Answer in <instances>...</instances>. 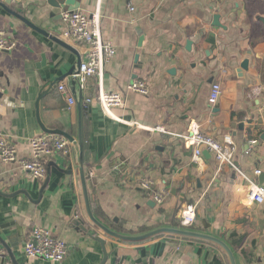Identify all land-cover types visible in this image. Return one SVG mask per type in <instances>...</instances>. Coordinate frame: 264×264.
<instances>
[{"label": "crops", "instance_id": "1", "mask_svg": "<svg viewBox=\"0 0 264 264\" xmlns=\"http://www.w3.org/2000/svg\"><path fill=\"white\" fill-rule=\"evenodd\" d=\"M49 1L13 0L9 8L66 42L63 12ZM76 1L88 14L99 10L103 40L116 49L102 86L126 101L125 109L109 115L96 100L99 78H88L83 89V104L93 100L86 116L82 108V124L96 219L116 232L142 235L182 229V207L197 204L190 230L226 243L237 264H264V205L249 200V182L260 184L264 175V25L258 20L264 0ZM0 30L16 41L12 52L0 51V130L18 157L31 158L30 140L44 127L77 139L79 112L68 76L77 55L1 7ZM66 43L84 59V46ZM246 59L248 70L238 73ZM135 80L147 82L148 95L126 91ZM213 84L222 87L214 106ZM194 125L218 140L231 137L236 168L220 165L206 151L194 160V149L177 137ZM73 158L49 161L43 180L18 162L0 160V249L8 264H231L220 246L201 239L161 234L133 243L107 236L87 216L77 146ZM143 179L168 192L163 204L141 189ZM35 227L67 243L61 263L26 256Z\"/></svg>", "mask_w": 264, "mask_h": 264}, {"label": "built area", "instance_id": "2", "mask_svg": "<svg viewBox=\"0 0 264 264\" xmlns=\"http://www.w3.org/2000/svg\"><path fill=\"white\" fill-rule=\"evenodd\" d=\"M131 11L135 9L130 7ZM64 30L63 39L68 43L84 46L85 56L82 60L79 71L74 77L81 82L83 90L90 77H97L100 80V88L96 100L101 105L105 113L112 114V110L125 109L126 101L122 93L107 92L103 89L102 80L107 62L116 56V49L111 43L103 40L101 31V15L97 9L94 13H86L81 10L66 12L62 15ZM16 47V41L6 32L0 30V51L12 52ZM2 88L0 92L2 93ZM59 91L68 97L71 106L76 104V100L69 93L65 85L59 86ZM126 91L148 95L149 87L144 80H135L126 86ZM222 96L220 84H213L209 96V104L214 106ZM93 100H86L90 104ZM156 131L165 132L163 128ZM186 141L194 149V160L200 161L204 151L210 153L215 161L220 165H228L236 168L234 156L235 145L231 137L227 136L223 140H218L213 136L206 135L196 125L191 127L190 133L177 135ZM31 158L20 159L16 147L10 143L5 134L0 130V160L4 163H20L23 172L31 177L43 180L47 175V164L56 156L62 155L69 158L73 163V150L75 144L67 138L44 133L33 137L30 140ZM256 176L261 172L256 171ZM249 182V181H248ZM249 200L256 205H264V184L249 182ZM155 181L152 179L141 180L140 187L153 195L154 201L159 205L163 204L168 192L165 190L155 191ZM197 223V204H184L180 213V225L182 229L190 230ZM25 254L31 258H41L54 263H61L69 252V247L65 241L55 238L48 230L42 227H35L30 239L26 242ZM0 264H8L5 251L0 249Z\"/></svg>", "mask_w": 264, "mask_h": 264}, {"label": "water", "instance_id": "3", "mask_svg": "<svg viewBox=\"0 0 264 264\" xmlns=\"http://www.w3.org/2000/svg\"><path fill=\"white\" fill-rule=\"evenodd\" d=\"M12 2H13V0H5L4 2L0 1V7L3 8L8 13H10L12 16L16 17L17 19L21 20L22 22H24L25 24L30 26L35 31L45 35L46 37L50 38L55 43H57V44L61 45L62 47L72 51L78 57L76 65L70 70V72L68 74V76L71 77L72 92H73V94L77 100V105H78V112H79L78 138L74 139L73 137H71L70 135H68L67 133L62 132V131H50L49 129H46L45 127L43 129H44L45 133L57 134V135L63 136L65 138H67L69 141L73 142L77 146V148H78V169H79V174H80V180H81V186H82L83 198H84V202H85L86 213H87L89 220L96 227H98L102 232H104L107 236L118 239L120 241H124V242H133V243L143 242V241L149 240V239H151L155 236L161 235V234H171V235L180 236V237L195 238V239H201V240L209 241V242L215 243L216 245L220 246L227 253L231 264H237L235 257H234V254H233L232 250L228 247V245L226 243H224L223 241H221L220 239L213 237L211 235L198 233V232H195L192 230H186V229H181V228H172V227H170V228L169 227L157 228L155 230H152L148 233H144L142 235H125V234H122V233H119V232H116V231L110 229L104 223H102L98 219H96V217L94 216L93 210H92L90 194H89V190H88V179H87L86 170H85L83 124H82L83 90L81 89L82 85H81L80 80L78 78L74 77L75 74L80 69V66L82 63V58L80 57L79 53L76 52L72 48V46H70L69 44H67L66 42L61 40L60 38L55 37V36L49 34L47 31L37 27L36 25L31 23L26 17H24L20 14H17L15 12H13L12 10H10L9 6L11 5ZM49 3L53 7L62 10L63 13H66V12L72 13V12L79 10V8H80V5H79V3H77L76 0H50ZM61 18H62V16H61ZM258 20L260 22H262L264 25V17H259ZM214 25L219 26V27L221 26L219 24V16H215ZM188 45H190V43ZM136 59H138V57ZM249 64H250V61L248 59H246L242 63L241 68L238 71V73L248 70ZM136 68L138 70H140L141 65H139L137 63ZM135 73L138 75L140 74L139 71H135ZM43 94L39 97L37 104H36L37 115H38L39 121H40L39 103H40L41 98L43 97ZM207 154L209 156H211L208 152H207ZM263 183H264V175L260 178V184H263ZM99 241H101V243L104 244V241H102V240H99ZM106 260H107V254L105 252L104 262H106Z\"/></svg>", "mask_w": 264, "mask_h": 264}, {"label": "trees", "instance_id": "4", "mask_svg": "<svg viewBox=\"0 0 264 264\" xmlns=\"http://www.w3.org/2000/svg\"><path fill=\"white\" fill-rule=\"evenodd\" d=\"M82 108H83V115L86 116V113H87V109H88V104L86 102V100L84 101V104L82 102ZM85 170H86V175H87V179L89 178V171H88V164H87V159H86V156H85Z\"/></svg>", "mask_w": 264, "mask_h": 264}]
</instances>
